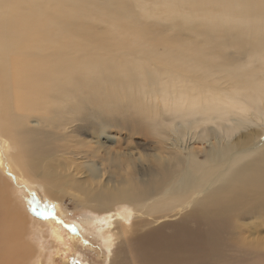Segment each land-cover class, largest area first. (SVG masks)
Wrapping results in <instances>:
<instances>
[{"label": "rangeland", "instance_id": "obj_1", "mask_svg": "<svg viewBox=\"0 0 264 264\" xmlns=\"http://www.w3.org/2000/svg\"><path fill=\"white\" fill-rule=\"evenodd\" d=\"M43 1L53 6L55 11L41 17L30 13L27 18L28 25L36 28L42 26L43 21L54 19L60 26L71 28L70 33L61 36L48 33L39 45L28 44L29 49L23 59H15L14 53L23 51L21 43L18 50L5 57V62L10 72L16 63L25 64L27 77L35 81L41 92L50 94L51 97L46 99L43 93L39 92L30 108L18 107L12 72L13 79L9 82V91L14 97V103L11 102L13 105L8 114L11 119L15 116L22 119L26 117L24 120L27 125L35 130L45 129L52 133L58 131L62 135L59 139L50 141L51 146L54 144L53 149L41 155L42 163L50 162L56 165H48L47 168L54 169L51 168V174H61L63 179L68 174L72 176L80 191L65 183L59 184L61 188L64 186L66 189L60 192L59 211L55 210L53 215H50L48 208L43 205L40 208L38 204L46 195L41 182H33L35 178L31 174L29 179L25 177L24 181H13L7 173L0 172V200L4 199L8 208L11 207L8 213L12 210L15 214L22 211L21 217L26 219L20 218L24 223L22 229L28 226L25 238L29 244L30 255L23 264H108L109 253L105 245H102L103 242L94 237L96 231H84L77 224L80 225L79 221L92 215L99 216L96 210L103 209L113 214L123 207L127 208L129 204L116 201L127 193L128 181L149 176L141 171L139 165L133 168L131 177L124 175V170L120 168L122 162L116 157L118 154L132 153L137 160L136 164H141L139 161H143L147 155V163L157 166L151 173V176L156 177L158 166L163 161L159 158V162L154 153L157 154L161 148L167 147L170 151L174 150L175 147L170 145L171 130L176 131L178 117L170 107H163L161 104L154 107V102L160 97L158 83L162 81L159 70L161 65L168 66L167 62H206L213 65L209 70L233 69L235 74L241 71L240 74H243L244 78L249 75L250 80L259 79L264 84V0ZM37 7H40L39 2L31 6ZM65 15L71 20L68 21ZM74 15L77 16L76 21L72 19ZM6 32H9V27L5 30V35L9 36ZM52 39L58 41L52 43ZM63 39L65 40L62 42ZM40 46L41 51L36 53ZM32 48L33 53L30 50ZM194 50L197 61L190 57ZM65 62H85L91 66L92 70L87 74L79 72L81 81H86V77L88 79L80 84V91H91L100 99L98 102L90 104L82 100L80 108H71L74 98L66 103L68 92L54 90L52 78L57 75L61 78L64 76L57 68L62 63L66 65ZM219 64L227 65L218 66ZM236 66L239 68L235 69ZM141 76L144 78H140ZM59 82L61 83V79ZM252 84L254 85V82ZM251 90L262 94L263 86L259 84ZM59 98H63V103L59 102ZM73 110H80L78 116L83 119L82 129L68 133L65 138L64 130H71V124L65 126L66 118L71 116L67 111ZM89 112L99 113L101 118L90 119ZM29 117L31 118L28 120ZM60 118H65L64 125H58ZM49 121H52V125H48ZM76 123L80 122L73 120V124ZM93 124L99 129L93 128ZM206 124L215 126L214 123ZM179 131L183 132L184 128L180 127ZM22 142L27 153L24 157L27 159L28 152L33 150L32 142L26 139ZM59 143L62 144L63 150L55 153V146L58 147L56 144ZM202 146L206 150L209 149L207 144ZM170 151L167 155H161L173 158L174 154ZM204 152L199 153L200 156L204 155ZM89 153L93 154V157ZM37 157L35 152L30 160L36 161ZM112 157L118 159L116 174L108 173ZM202 158L204 159V156ZM37 162L41 163L39 160ZM169 168L173 169L174 163ZM178 170L179 168L175 172ZM70 179L68 180L74 181ZM78 200H81L82 204H76ZM10 201L13 206H9ZM260 203L264 204V200ZM133 205L130 204L128 210H131ZM34 208L37 211H33ZM41 209L48 213L47 219L40 214ZM236 209L227 212L225 217ZM141 212L139 207L131 210L129 222H133V216H139ZM47 220L58 229L59 235H47ZM101 223L97 222L95 227ZM119 224L123 225L121 222ZM95 227L92 231L96 230ZM141 230L142 228L133 224V230L126 231V236H135ZM224 232L227 243L217 244L216 251L207 249L199 237L189 231L188 242L183 244L187 252L182 254V260L187 261L185 264H237L240 260H248L251 254L262 253L264 250V222L244 217L240 219V223L230 221L224 227ZM205 234L202 235L213 237V233ZM119 247L121 248V244ZM130 252L131 247L128 246L122 254L123 261L127 264H132ZM134 254L140 257L137 251ZM197 254L202 257L201 260L195 259Z\"/></svg>", "mask_w": 264, "mask_h": 264}, {"label": "bare ground", "instance_id": "obj_2", "mask_svg": "<svg viewBox=\"0 0 264 264\" xmlns=\"http://www.w3.org/2000/svg\"><path fill=\"white\" fill-rule=\"evenodd\" d=\"M38 2L40 7L31 8ZM49 5L43 0H0V172L7 173L13 181H24L25 177L29 179L31 174L35 178L33 182H41L46 195L38 201L39 207L43 205L48 208V213L53 215L55 210L59 211L60 192L66 189L64 186L61 188L59 184L65 183L77 191H80L79 185L69 174L64 179L60 176L61 174L58 176L51 174L52 167L47 168L50 162L42 163L41 155L53 149L54 144L51 146L50 141L62 137L58 131L52 133L45 129L35 130L27 125L24 120L26 117L22 119L15 116L11 119L9 116V110L13 105L11 102L14 99L9 91V82L13 79L12 72L15 78L13 84L17 91L18 107L30 108L34 97L41 90L38 85H35L34 80L27 77L25 64L16 63L10 72L5 62V57L18 50L21 43L23 51L15 52V59H23L27 55L28 44L39 45L48 33H56L57 36L70 33L71 28L60 26L54 22V19L43 21L42 26L36 28L28 25L27 18L30 13L38 17L52 14L55 8ZM65 18L68 21L71 20L67 15ZM72 19L76 21L77 16L74 15ZM8 27L9 32L6 33L9 36L5 35ZM57 41L58 39L51 40L52 43ZM41 48L42 46L36 50V53L40 52ZM30 50L34 52L33 48ZM195 51L190 54V57L197 61ZM65 63L67 64L62 63L57 68L60 73H64V76L61 78L57 75L52 78L54 90L68 92L69 97L66 103L74 98L71 108H80L82 100L90 104L98 102L100 99L91 91L87 93L80 91V84L87 82L88 79L86 77V81H81L79 72L87 74L92 70L91 66L85 62ZM167 65L163 64L159 69L162 78L160 84L158 83L160 97L154 102V107L160 104L163 107H170L173 114L178 117L176 131L171 130L170 145L175 147L174 150L170 151L167 147L161 148L157 154L154 153L159 162V158L163 161L158 166L156 177L151 176V173L157 166L147 163V155L143 161H139L141 164H136V158L132 153L118 154L116 157L122 162L120 168L124 170V175L131 177L133 168L139 165L141 171L149 176L145 179L138 177L128 181L127 193L121 195L116 201V203L122 201L124 204H129L127 208L123 207L113 214L103 209L96 210L99 216L92 215L88 219L79 221L80 225L77 224L84 231L90 230L91 233L96 231L94 237L103 242L102 245H105L109 253L108 264H127L123 261L122 254L128 246L131 247L132 264H185L187 261L182 260L181 256L187 252L183 244L188 242L189 231L198 236L207 249L218 251L215 247L217 244L227 243L224 227L230 221L240 223V219L246 217V219L253 218L255 221L264 222V204L260 203L264 200L263 81H259L258 78H254L258 81L250 80L249 75H245L244 78L243 74H240L241 71L235 74L233 69L230 71L222 68L209 70L213 65L206 62H167ZM225 65L227 64L218 66ZM238 68L236 66L235 69ZM224 82L227 83L223 85ZM259 84L263 86L262 94L251 90ZM257 90L259 91V87ZM41 93L46 99L51 97L50 94ZM59 102L63 103V98H59ZM79 111H67L71 116L66 118V122L65 118L58 119V125H64V122L65 126L71 124L70 132L64 130L65 138L68 133L82 129L83 119L78 116ZM91 117L99 120L101 115L89 112L88 118L91 119ZM73 120L80 123L73 124ZM206 123H214L215 126ZM48 125H52V121H49ZM180 127L184 128L183 132L179 131ZM93 128L99 129L96 124H93ZM23 139L32 142L33 150L31 153L28 152L27 159L24 157L27 153ZM205 144L209 146L208 150L203 148L202 145ZM56 145L59 146H55L57 150L54 152H61L62 144ZM169 151L174 154L173 158L163 156ZM202 151H205L204 155L200 156L199 153ZM35 152L38 154L36 161L30 160ZM90 156L93 157V154ZM116 157H112L108 166L110 174L118 172ZM38 160L42 164L37 162ZM172 161L174 168L170 169L169 167L173 165ZM177 168L179 170L175 172ZM68 179L74 181L71 182ZM6 180L9 181V179ZM5 202L4 199L0 200V264H23L30 255L29 244L25 238L28 226L22 229L24 224L20 220L24 218L21 217L22 211L18 214H15L13 210L8 213L11 207L8 208ZM76 204H82V201L78 200ZM130 204H134L131 210L138 207L142 210L139 216H133L134 221L131 223L129 222L131 210H128ZM9 206H13L11 201ZM235 208H237L236 211L225 217L227 212ZM91 210H89L91 213H95ZM98 220L102 223L96 228ZM47 221L49 226L47 235L50 237L59 235L58 229L52 225L51 221ZM133 224L142 230L135 236L127 237L126 231L133 230ZM93 227L96 230L92 231ZM208 232L213 233V237L208 238L202 235ZM123 242L125 244H122ZM135 243L138 244L134 246ZM199 248L198 246L197 249ZM135 251L140 253V257L134 254ZM263 258L264 250L262 253L251 254L248 260H240L237 264H264ZM195 259L201 260L202 257L197 254Z\"/></svg>", "mask_w": 264, "mask_h": 264}, {"label": "snow or ice", "instance_id": "obj_3", "mask_svg": "<svg viewBox=\"0 0 264 264\" xmlns=\"http://www.w3.org/2000/svg\"><path fill=\"white\" fill-rule=\"evenodd\" d=\"M33 211H37V209L34 208ZM40 214H41V215H44L45 218H47V214H48V213L44 212L43 210L40 211Z\"/></svg>", "mask_w": 264, "mask_h": 264}]
</instances>
